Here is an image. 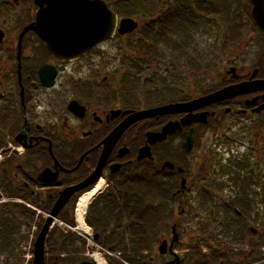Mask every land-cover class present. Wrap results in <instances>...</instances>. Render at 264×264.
Wrapping results in <instances>:
<instances>
[{
    "label": "flooded vegetation",
    "instance_id": "obj_1",
    "mask_svg": "<svg viewBox=\"0 0 264 264\" xmlns=\"http://www.w3.org/2000/svg\"><path fill=\"white\" fill-rule=\"evenodd\" d=\"M1 1L0 10L6 7L11 14V10L15 8L23 14L16 17L12 33H8L6 24H0V264H33L34 243L47 219L51 218V224L61 218L72 220L81 196L91 191L99 181H103L104 187L88 205V211L98 202L104 207L99 211L103 219L101 224L122 225L127 221L128 210L133 204H130L126 196L129 184L136 180L143 181L146 175L152 176L157 184L162 181L167 183L169 179V187L159 185L158 188L168 189L171 193L168 199L159 202L164 203L165 207L164 216H159L158 219L162 234L157 247L159 257L156 260L153 256L143 259L141 264H226L224 261L227 251L219 246L212 249L211 238L207 241V250H198L194 245L188 246L190 239L196 245L206 239L204 240V236L195 237L193 233L183 234L184 226L181 221L188 217L191 219L192 216H186L194 214V211L191 212L194 209L186 199L187 195L215 189L212 185H199L210 184V172L200 175V170L198 172L193 163L203 142L207 143V151L225 146V153L229 158H223V153L220 155L225 162L244 159L250 161L251 152L261 150L255 146L257 135L254 138H248V135L243 138L245 134L256 133L257 125L264 127V36L253 19L252 0H240L238 8L242 9H238L239 13H233L232 16H225L220 12L223 10L221 8L210 14L207 10H202L196 18L189 14L174 17L175 23L171 26L173 36H169L167 40H146L145 28L149 19L145 18L144 24H140L138 20V29L123 36L128 39L137 38L125 48L138 54L135 57L129 56L136 61L128 57L125 60L132 62L128 65L130 68L138 70V73L133 74L138 79L125 77L124 86L118 90L112 87L104 89L111 82L109 76L95 81L92 78L104 66L106 69L108 59L105 61L104 56L99 61L90 63L88 77L81 73L82 61L117 35L76 59L58 58L33 31H27L19 40L23 30L35 21L38 11L35 2ZM258 3L264 14V0H259ZM162 12L166 10L149 9L144 12L147 14L142 15ZM213 15L215 16L211 19ZM220 18L226 22L223 28L219 27ZM159 21L158 27L162 25L158 28L160 36L164 24L162 18ZM200 23L201 26L203 23H210L215 35H218L220 45L225 47L227 44L238 53L227 62L229 66L223 67L221 72L217 71L213 82L201 80L193 89V85L188 83L192 75H187L182 76L183 80L181 78L186 81V88L176 89L173 83L176 82L175 74L179 71L177 60L185 61L183 65L187 67L186 70L189 65L184 57L171 54L170 58L167 57L164 71H158L162 60L161 49L170 47L173 52L181 49L191 52L195 30ZM202 34L207 37L204 31ZM215 35L211 37L217 43ZM215 64L218 69L222 68L218 62ZM241 64L243 65L240 66ZM143 68L149 74L139 86L150 85V88L156 89L155 98L159 102L153 106L143 105L141 94L138 96L133 89L140 82V77L145 75ZM163 74H169L173 83L170 82L172 87L166 88V97L160 100L158 96L162 94ZM243 83H249L248 88L253 91L238 94L240 90L227 94L221 100L202 106L191 114L136 120L119 131L121 125L132 120L138 112L189 103ZM178 96L185 98L178 100ZM258 118L261 120L258 121ZM187 120L188 125L163 141H147L148 133H161L167 123L182 124V121L186 123ZM234 128L239 130L232 131ZM190 134L191 151L186 153L182 145ZM248 139L255 146H249L250 149L253 148L247 153L250 157L231 155L236 151L237 144L245 143L246 140L249 143ZM99 164V175L92 182ZM244 170L246 171L245 168ZM213 176L218 177L215 173ZM60 199L64 203L55 217L50 216ZM180 199L184 204L180 203ZM233 201V204H228ZM223 204L228 208L239 207L240 197L234 199L233 196ZM88 211L85 212V218L89 217ZM233 213L236 214L234 209ZM50 231L45 241L44 264H47ZM94 235L100 239L99 234ZM256 235L253 229L246 230L244 235L239 234L235 245L237 247L234 246L230 252L231 257L236 259L235 264H247L251 260L252 257L249 260L246 257L249 252H254L251 245L254 243L252 237ZM102 237L104 235L100 240ZM184 238L187 243H184ZM22 240L29 241L26 250H22V246L18 244ZM163 245L164 252L160 253ZM108 250L116 252L110 248ZM144 251H140L141 254ZM117 252L121 257L118 262L127 263L128 252ZM134 252L137 251L130 253ZM145 252L143 256L150 253ZM60 255L56 251L52 264L60 262ZM78 260L68 258L66 264H81L86 261Z\"/></svg>",
    "mask_w": 264,
    "mask_h": 264
},
{
    "label": "rangeland",
    "instance_id": "obj_2",
    "mask_svg": "<svg viewBox=\"0 0 264 264\" xmlns=\"http://www.w3.org/2000/svg\"><path fill=\"white\" fill-rule=\"evenodd\" d=\"M5 1L6 0H2L1 3H4ZM151 1H155V0H151ZM156 1L158 3L162 2V0H156ZM165 1L166 2L163 3V6L164 5L167 6V3L168 4L175 3V2L179 3L182 0H165ZM214 2H220V5H222L221 8H223V10L220 12L223 13L225 16H232L233 13L237 14L239 13L238 9H242V7L238 8V5L240 4V0H214ZM151 8H148V10ZM0 11H1L0 24L2 25L6 24L8 33L9 32L12 33V29L15 26L16 17L19 14L22 15L23 12L18 9L13 8L10 14L9 11L6 10V7H2ZM213 12H216V11H213ZM214 16L215 15L211 16V19ZM132 18L135 21L139 20L140 24H144L146 22V20H144L146 17L142 15L140 11L135 10ZM219 20L221 21L219 23V27L223 28L224 27L223 24H225L226 22L223 21V18H220ZM195 31H196L195 38L193 41V46L191 47V52L186 49H181L180 51L173 52V49L170 47L167 49L165 48L161 49L162 60H161V63H159L160 66L158 65V71L160 72L164 71V67L167 65V57L170 58L171 54H175L178 57H184L189 65V69L186 70L187 67L183 65L185 61L183 59L177 60L179 71L175 74V76L177 77V79L175 80L176 81L175 83L172 82L171 76L169 74H163L164 78L161 82V85H162V95L164 96H165L166 88L172 87L170 82L173 83V86H175L176 89L177 88L181 89V87H183L182 89H185L186 81H182V80H183V77H186L187 75H192V77L189 78L188 83L193 85V89L194 87H196L195 85L198 84L201 80L202 81L208 80V82L209 80H211L213 82L214 79L216 80L217 71L220 70L221 72L223 67L229 66L227 65V62L238 53L237 50H234L228 47L227 44L225 45V47H222L220 45V43L218 42V38H217L218 35H215L214 30L211 29L210 23L209 24L203 23L202 26L200 23L197 26ZM203 31H204V34L207 35V37H203V34H202ZM213 35H215V39L217 43L211 37ZM135 40H137L136 37L128 39V38H124L123 36H115L109 43H107L106 45H103L101 48L96 49L92 55L88 56L82 61L81 63L82 76H87L88 73L90 72L88 67L91 62L99 61V59L104 56V60L108 59V65H106V69H104L105 68L104 66L101 69V72L99 74L92 76V78H94V81L98 80L101 77L109 76L111 82L108 84V87L104 89L108 90L109 88L112 87L113 89L118 90L121 86H124L125 83L123 82V79L125 77L129 79H134V78L136 79V77L133 75L135 73V70H133L132 68L128 66L132 62H128L127 60H125V58L127 57L129 58V56L130 57L138 56V54L135 53L134 50H129V49L125 50L128 43L131 41H135ZM130 60L136 61L134 59H130ZM215 62H218L219 66L222 68L218 69V65L215 64ZM242 65L243 64H241L240 66ZM205 69H207L206 72H205ZM184 72L186 73L183 74ZM143 73L145 74L144 77L143 76L140 77V82H138V84H135L137 86H135V88L133 89L136 90V93H138V96L139 94H141L143 98V105H146V107L153 106L157 102H159V100L155 98L156 89L150 88L152 87L150 85L146 87L139 86L141 85L142 81L146 80V76L149 74V71L143 68ZM152 77L153 76H151V78ZM202 77L204 79H201ZM258 119H259L258 121L261 120L260 118ZM261 126L257 125L258 131L256 133L251 132L250 134H245V136H243V138L245 139L247 135H248L247 136L248 138L250 137L254 138V136L257 135L258 141L255 144V146L256 148L261 149L260 151H257V152L255 151L251 152V159H250L251 167L248 168L250 170L255 169L253 171V175H255L253 176L254 177L253 179L258 182V185L255 183V185L252 186V189H253V193L257 194V196L255 197L256 203L260 204L259 205L260 208L255 207V210L253 209V211H251L250 214L254 215L253 216L254 219H251L250 214L246 215L245 222L241 224L243 228L245 227L246 230L256 229L257 235L255 236V238L253 237V239L254 241H257V243L259 244L260 243L262 244L264 242V127L261 128ZM233 130L238 131L239 129L234 128L232 129V131ZM237 138L239 139V137ZM246 142L245 143L241 142L243 144L241 143L237 144L236 151H234V154H231V155L233 156L246 155L250 157L247 153L250 152L251 149L253 150L255 146L254 144L250 142V139H248L249 143H246ZM206 144L207 143L203 142L200 145L201 148L198 150V153L196 154L195 159H194L195 161L193 163H195V168L198 169V172L200 170L199 172L201 173L200 175L203 176V173L210 172V177L208 176L210 184L200 183L199 185L207 186V187L208 185H212L214 186L215 189H212L206 193L198 194V193L193 192L187 195L186 199L189 200L192 206L191 208L194 209V210H191V212L194 211V214H188L186 216V217L192 216L191 219L190 217H188L187 219L181 221V223L184 226L183 234L190 233L191 235V233H193L198 228V222L200 221L203 225H205L206 227L207 226L209 227V231L207 232L206 236H208L209 238L213 240H216V247L224 245L225 246L224 248L228 249V246L229 248H231L233 245L230 242L228 236L231 235L232 237L231 239H233L237 231V228H235L230 223V219L228 218V216H233L231 214L232 209L231 210L225 209L224 208L225 205L223 204V202L228 201L229 198H232L234 196V192L238 190L239 185L233 182L230 179V177L228 178V176L226 175L224 176L220 175V173L222 172L221 167L224 166L226 163H228L227 161L225 162L224 160H221L222 157L220 156L221 153H223L224 154L223 158H229L227 153H225L226 147L221 146V148H218L215 151L214 149L213 151H207V148L205 150ZM249 146L253 148L250 149ZM232 162H237V161H232ZM247 171L248 170L246 169V172ZM213 173H215L218 177H214ZM202 194L204 195L203 197H201ZM101 209H102V205L99 204L98 202H96L92 207H90V211H88V208H87V211L89 212V217H88L89 222L92 225V227L88 226L89 229L91 230V234L88 235L90 237L83 236V234H81L77 230H74L76 229L75 218H73L72 220H69V221H72L73 223L62 222L63 221L62 218L56 221L58 222V226L55 225L49 233L47 264H52L56 251L60 250L59 244L61 243V240L57 232L62 234L63 231L66 229L68 230L67 233L73 234L74 236H76L77 241L73 242L72 247H70L69 249H67L65 253H62L60 255V259L62 260L59 259L60 262L59 263L57 262L58 264H66V261L68 260V258H74V259L76 258L79 260L81 259L91 260L93 259L92 258L93 255H98L102 260L105 261L106 264L108 263L109 264H113V263L121 264L118 262V259L121 258L119 256V253L109 251L108 245L106 243L102 244V240H100L101 239L100 235L102 234L101 233L99 234V232H95L96 230L94 228H98V225H99L97 224L98 222L97 218L99 216V211ZM211 214L219 215L218 217L220 218V224L215 225L213 221L209 219ZM85 223L87 224L86 218H85ZM67 225H70V227H68ZM102 226L103 225H100V230L104 232L107 231L103 237L104 242H106L105 238H108L111 233H114V237L116 239L122 238L125 235L128 236L127 233L123 229L124 225L116 226L114 224L113 225L108 224L107 226L104 225L103 228ZM227 230L230 231L229 235L225 234ZM94 233H98L100 236V239L98 238L97 240H95ZM76 234H80L88 242L86 240H83L81 237L79 238ZM158 239H160V237H157V238L154 237L153 242L150 244V249L145 250L147 252H150L149 255L153 256L155 260L156 258L159 257L158 251H157V247L159 244L157 241ZM183 240H184V243H187L185 238ZM18 244L19 246L20 245L22 246V250H26V248L28 247L29 241L22 240V242L19 241ZM262 246H260V248ZM201 247L202 249L207 250L208 246L201 245ZM212 249H211V252H212ZM136 251L137 252H134V253L129 252L130 254L128 253L127 256L131 259H137L141 254L140 251L142 250L138 249ZM145 251L143 253H146ZM259 251L261 252L260 254L261 257H264V251H262V249H259ZM211 252H210V255H211ZM227 257L230 258L231 256H227ZM155 260L154 262H156ZM232 261H236L235 257L232 258ZM224 262L227 263L228 261H224ZM124 264H127V263H124Z\"/></svg>",
    "mask_w": 264,
    "mask_h": 264
},
{
    "label": "trees",
    "instance_id": "obj_3",
    "mask_svg": "<svg viewBox=\"0 0 264 264\" xmlns=\"http://www.w3.org/2000/svg\"><path fill=\"white\" fill-rule=\"evenodd\" d=\"M109 8L119 17V18H129L132 17L135 10L140 11L142 14H147L144 13L148 10V8L151 9H156V10H161L164 9L166 12L162 13H153L150 15H144L147 16L146 19H149V22L146 25L145 31H146V40H152V41H158V40H167L169 39V36H173L171 26L175 23L174 17H180V16H185L187 14L193 15V18L199 17L200 11L202 10H207L210 14V12L217 11L221 9L220 2H214V0H182L181 2L177 3H167V6L164 5L162 2H166L165 0H162V2H157L151 1V0H104ZM151 6V7H150ZM162 18V24H164V27L161 31V35L159 36V29L161 28L159 26V19ZM196 24V23H195ZM169 42V41H168ZM135 73H138V70L136 69ZM138 78H136L137 80ZM166 95V94H165ZM166 96L162 95L158 96V98L164 99ZM185 98V96H178V100H182ZM173 100V99H172ZM250 161L249 159H244V161H237V162H231L229 161L226 163L225 166L221 167V176H228L230 179L237 183L238 190L234 192V199L240 197L241 200V206L240 209H238L242 216L244 217L245 215H249L253 209L255 210L256 208H260V204L256 203V200L254 199L257 194L253 193L252 186L255 185V183L258 185V182L254 180L253 172L252 170L250 171ZM229 168L232 169V171L229 173ZM245 169L248 171L246 172ZM243 171H240L242 170ZM170 180L168 179L167 183L162 181L160 184H157L154 182V178L152 176H147L144 178L143 181L141 180H136L133 183L129 184V190L127 192V200L130 201V204L133 202L131 205L130 209L128 210L127 214V221L123 223L124 225L123 229L127 233L128 236H123L122 238L116 239L114 237V233H111L108 238L106 239V242H104V238L102 237V244L106 243L108 245V249L110 248L113 251H124V252H132L136 250H147L150 249V244L153 242L154 237H159L160 235L162 236L159 228V216H164V203L159 204V202H163L168 199L170 196L171 191L168 189H161L159 190V185L169 187L170 186ZM204 196V195H202ZM181 204H184L183 200H179ZM135 202V205H134ZM228 203V204H233ZM133 206V207H132ZM104 207L102 208V210ZM160 209V212H159ZM182 208L180 207L179 210ZM257 210V209H256ZM90 211V208H89ZM101 212H99V216L97 218L98 222V228H94L96 231L104 235L107 231H101L100 230V225H105L106 224H101L103 219L100 217ZM213 214V213H212ZM209 217L213 221V223L220 224V218L218 217L219 215H212ZM219 214V213H218ZM235 215H233V218ZM63 221L66 223H73L72 221H69L65 218H63ZM87 225L92 227L91 223L89 222V218H86ZM230 223L235 226L234 221L230 220ZM116 226H121L118 224H115ZM207 225V224H206ZM102 226V228H103ZM162 231V230H161ZM209 231V227L203 225L200 221L198 222V228L193 232V235L195 237H201L204 236V240L206 241H201V244H195L194 240L188 243V246H193L196 249H201V245L205 246L209 245L207 244V241L209 240V237L206 236L207 232ZM58 236H60L61 243L59 244V254L65 253L67 249L72 247L73 242L77 241L76 236L73 234H60L59 232ZM199 233V234H198ZM98 234V233H96ZM226 235L230 234V231L227 230L225 232ZM100 235V236H102ZM116 236V235H115ZM230 242L232 244H235L236 236H234L233 239H231V235L228 236ZM161 239V238H160ZM158 239V243L160 241ZM203 239V238H201ZM211 246L210 247H216V240L211 239ZM261 244V243H260ZM257 243V241H254L253 245V251L254 252H249L248 256L246 257L248 260L251 258L250 261H247V264H264V257H261V253L259 251L260 246L264 245V242L260 245ZM213 245V246H212ZM223 250L227 251L226 252V257L229 256V252L233 251L232 247L228 249H225L224 245L219 246ZM244 252H242L243 256ZM234 256V255H232ZM152 257L151 255H146L143 256L140 254V256L137 259H131L126 255L127 263L128 264H141L143 259L147 260L148 258ZM231 257L227 261L231 264H235V261H232ZM240 261V257H238V262Z\"/></svg>",
    "mask_w": 264,
    "mask_h": 264
},
{
    "label": "water",
    "instance_id": "obj_4",
    "mask_svg": "<svg viewBox=\"0 0 264 264\" xmlns=\"http://www.w3.org/2000/svg\"><path fill=\"white\" fill-rule=\"evenodd\" d=\"M33 1L38 7V11L35 14V21L23 30L19 40H21V37L27 31H33L45 42L47 48L54 56L65 60L76 59L85 55L99 43L112 39L115 34L124 36L131 34L138 28L137 21L132 18L118 19L117 15L110 10L107 3L103 0ZM258 1L259 0H252V16L256 24L262 30L264 36V14L260 10V3H258ZM1 39L2 35L0 34V40ZM249 85V83H243L238 86L225 88L217 93L189 103L167 105L138 112L134 115L132 120L123 123L119 131L124 130L127 125L136 120L173 114H191L192 111L202 106L221 100L222 96L227 94L237 93V91L240 90L241 92H238V94H245L253 91L252 88H248ZM188 123L189 120H187L186 123L182 121V124L178 122H169L163 126L161 133H148L147 141H163L166 137L175 132H180L182 127L188 125ZM191 144L192 139L190 134L185 143H183L182 149L186 153H189L191 151ZM165 166H163V169ZM100 167L101 165L99 164L97 171H95L93 175L94 178L92 182L98 177ZM63 203L64 202L60 199L50 212V216L55 217ZM51 222V218L47 219L35 240L33 264H44L45 241ZM97 238L98 236L95 235L94 239L96 240ZM162 248H164V245L160 247V253L164 252ZM81 264L92 263L83 261Z\"/></svg>",
    "mask_w": 264,
    "mask_h": 264
},
{
    "label": "bare ground",
    "instance_id": "obj_5",
    "mask_svg": "<svg viewBox=\"0 0 264 264\" xmlns=\"http://www.w3.org/2000/svg\"><path fill=\"white\" fill-rule=\"evenodd\" d=\"M104 183L103 181H99L88 193L81 196V198L78 201V208L76 211L75 216V223H76V230L80 232L83 235H90L91 230L89 227L85 224V211L88 205L91 203L95 195L103 189ZM94 260L96 264H105L104 260H102L98 255H94Z\"/></svg>",
    "mask_w": 264,
    "mask_h": 264
}]
</instances>
